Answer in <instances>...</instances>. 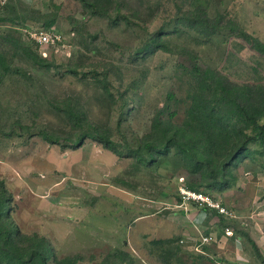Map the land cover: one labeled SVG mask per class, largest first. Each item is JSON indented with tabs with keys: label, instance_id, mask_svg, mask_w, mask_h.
<instances>
[{
	"label": "rangeland",
	"instance_id": "1",
	"mask_svg": "<svg viewBox=\"0 0 264 264\" xmlns=\"http://www.w3.org/2000/svg\"><path fill=\"white\" fill-rule=\"evenodd\" d=\"M89 1L108 14L83 0H0V181L12 194L3 219L15 231L14 249L25 264H39L34 247L50 253L47 264H264V144H250L228 165L231 186L219 193L209 186L214 178L192 170L189 153L173 148L146 166L92 136L96 127L134 147L160 145L165 129L196 136L192 100L195 92L218 93L214 76L241 90L264 87V52L244 36L264 43V0ZM187 12L206 13L222 30L182 29L164 35L169 49L141 50ZM52 25L60 43L31 40V31ZM71 112L83 115L79 125ZM40 128L86 137L72 148L45 140ZM225 143L212 154L218 171ZM190 184L231 213L182 206L180 187ZM201 233L219 238L202 247L209 256L181 242Z\"/></svg>",
	"mask_w": 264,
	"mask_h": 264
},
{
	"label": "trees",
	"instance_id": "2",
	"mask_svg": "<svg viewBox=\"0 0 264 264\" xmlns=\"http://www.w3.org/2000/svg\"><path fill=\"white\" fill-rule=\"evenodd\" d=\"M83 2L92 8L95 13L108 14V10L103 6H99L95 1L83 0ZM174 29L167 30L166 26H162L157 31L152 33V36L144 44L141 50L148 53H154L158 49H169L164 35L179 32L182 29H188L202 36H212L218 31L222 30L219 20L214 19L204 12H187L179 13L173 20ZM228 29H234L229 27ZM244 36L249 42L259 51L264 52V43L255 36H250L244 33ZM32 40V39H31ZM36 43L34 40H32ZM37 44V43H36ZM199 75L202 72L197 69ZM214 76V75H213ZM217 85L221 87L220 90L213 91V96L209 97L208 93H197L192 100L191 112H196L198 116V125H201L200 134L192 135L189 133L184 138L179 132L182 129L177 128L176 131L165 129L163 142L158 145L152 140H146L141 147H134L130 144H122L115 141L105 130H100L94 127L92 136L95 140L102 143L104 148H107L120 157L135 156L138 162L151 166L159 160L160 156H168L173 148L178 152L191 154V161L189 164L194 172H201L209 174L214 180L209 183L213 191L221 193L228 189L231 184L227 179L228 165H237V161L250 150V144L260 142L264 144V87L253 91L251 86L238 88L233 82H227L225 79H219L214 76ZM250 90L254 93L246 97V91ZM199 92V91H198ZM209 97V98H208ZM171 115H174L172 113ZM216 115V116H215ZM83 115L70 113L71 122L79 125L80 119ZM240 122L241 127L238 128L236 123ZM158 122V121H157ZM204 129V131H202ZM246 129H250L247 131ZM202 131V132H201ZM187 132V130H183ZM37 134L42 136L45 140L61 143L63 146H70L75 148L84 142L85 133L83 132L76 139L63 138L57 136L45 129H38ZM91 133H88V136ZM235 135V136H234ZM220 141H225L224 151L219 165L221 171L213 167L212 162L215 161L214 148L220 144ZM202 150V151H201ZM201 151V152H200ZM190 188L199 190L195 185H189ZM210 192V191H207ZM211 193V192H210ZM212 194H214L212 192ZM11 193L8 191L5 182L0 181V264H25V259L20 257L14 249L15 231L4 223L3 217H10L11 215ZM35 236H39L35 234ZM248 239L251 240L250 235ZM43 238V237H41ZM45 239V238H44ZM164 239H155L154 244L164 243ZM255 248L258 251L257 246ZM50 253L45 249L34 247L31 257L36 255L39 264H47L50 259ZM70 263V262H68Z\"/></svg>",
	"mask_w": 264,
	"mask_h": 264
},
{
	"label": "built area",
	"instance_id": "3",
	"mask_svg": "<svg viewBox=\"0 0 264 264\" xmlns=\"http://www.w3.org/2000/svg\"><path fill=\"white\" fill-rule=\"evenodd\" d=\"M30 38L38 45L45 46L60 43L63 35L58 31L55 26L46 28L35 29L30 32ZM179 196L181 198V205L188 208V204H195L203 209L216 211L221 215L230 214L231 211L228 207L218 199L214 194L192 189L189 186L183 185L180 187ZM226 235L231 234V229H226ZM219 238L214 233H201L199 237L187 236L181 239V242L186 243L192 250L203 251V246L217 242Z\"/></svg>",
	"mask_w": 264,
	"mask_h": 264
},
{
	"label": "crops",
	"instance_id": "4",
	"mask_svg": "<svg viewBox=\"0 0 264 264\" xmlns=\"http://www.w3.org/2000/svg\"><path fill=\"white\" fill-rule=\"evenodd\" d=\"M189 246V245H188ZM190 248V247H189ZM191 249V248H190ZM237 249V248H236ZM192 250V249H191ZM204 254H207L204 250L202 251ZM200 252V253H202ZM209 256V254H207Z\"/></svg>",
	"mask_w": 264,
	"mask_h": 264
}]
</instances>
